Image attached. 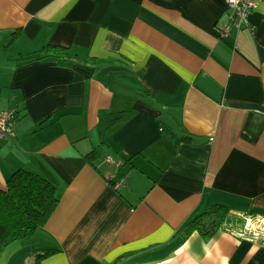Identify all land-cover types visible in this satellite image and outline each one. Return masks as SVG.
<instances>
[{"label":"crops","instance_id":"obj_1","mask_svg":"<svg viewBox=\"0 0 264 264\" xmlns=\"http://www.w3.org/2000/svg\"><path fill=\"white\" fill-rule=\"evenodd\" d=\"M228 13L226 0H0V110L14 113L0 189L24 169L59 199L0 264L46 250L40 264H264V240L237 235L264 219V0L222 38ZM48 45L71 58L34 59ZM213 205L234 222L187 232Z\"/></svg>","mask_w":264,"mask_h":264},{"label":"trees","instance_id":"obj_2","mask_svg":"<svg viewBox=\"0 0 264 264\" xmlns=\"http://www.w3.org/2000/svg\"><path fill=\"white\" fill-rule=\"evenodd\" d=\"M69 58L71 55L66 48L48 45L34 59ZM162 133L175 147L182 142H190V138H178L167 126H163ZM86 158L93 162L96 155L92 152ZM58 203L57 189L53 183L33 172L17 170L7 180L6 189H0V257L11 243L28 240L38 228L43 227ZM233 222L229 209L213 205L190 221L185 229L189 233L197 231L204 239H210L225 225ZM56 253V250L39 252L35 255L34 264H40L41 260Z\"/></svg>","mask_w":264,"mask_h":264},{"label":"built area","instance_id":"obj_3","mask_svg":"<svg viewBox=\"0 0 264 264\" xmlns=\"http://www.w3.org/2000/svg\"><path fill=\"white\" fill-rule=\"evenodd\" d=\"M229 21L219 29L222 38L230 32L250 27V16L258 8L261 0H226ZM14 113L11 110H0V139L13 134ZM110 160V159H108ZM107 160V161H108ZM124 179L115 184L120 189ZM242 228L237 235L247 240H264V219L254 216H245Z\"/></svg>","mask_w":264,"mask_h":264}]
</instances>
